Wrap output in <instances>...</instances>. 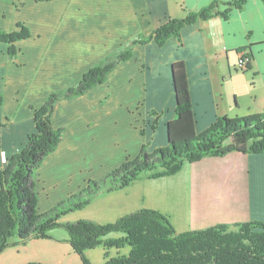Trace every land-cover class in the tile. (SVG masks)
Wrapping results in <instances>:
<instances>
[{
  "label": "crops",
  "instance_id": "crops-1",
  "mask_svg": "<svg viewBox=\"0 0 264 264\" xmlns=\"http://www.w3.org/2000/svg\"><path fill=\"white\" fill-rule=\"evenodd\" d=\"M21 1L0 0V24H7L0 31L13 32L18 22L24 23L20 15ZM32 1L34 4L30 7L55 8V15L64 11L75 19H66L62 23L57 17L54 21L46 22L40 19L34 26L27 25L33 37L19 44L31 43L30 49L25 55H18L15 60L7 57L3 62L0 60V81L5 78L2 71L4 64L12 63L9 69L18 72V61L31 55L33 49L37 48L34 54L38 59L34 63L36 65L43 58L42 52L51 50L56 42L61 41L76 46L66 54L69 53V59L74 63L77 76L71 84L51 90L58 92L77 83L81 75L102 61L105 55L127 46L139 35L149 37L159 25L168 20H180L190 13L195 14L207 8L214 0H54L63 3L47 2L42 5L35 4L36 0ZM218 1V10L230 8L225 19L221 16L199 19L195 25L182 29L180 40L172 38L163 46L153 42L136 44L132 49V57L123 62L125 69L127 64L131 70L134 68L136 78L133 84L125 79L124 89L135 97L130 100V107H126L125 121L128 130H131L128 136L138 137L139 149L143 141L138 132L132 130V125L138 116L133 111L139 109L134 102L141 97H144L142 110L148 115L150 123L156 117L150 116V113L157 111L160 114L154 126L156 132H149L153 139L147 152L167 146L166 124L175 117V98L170 76L175 62H182L186 69L196 134L206 132L220 117L231 118L241 112L247 115L264 113V3L262 0H244L241 9H237L228 6L232 0ZM69 33L71 36L68 37L66 34ZM242 51L251 57L244 71L238 68V58ZM30 110H27L28 114ZM14 111L12 108L4 113L10 116ZM16 112L13 113L15 125L10 126L8 132L2 131L0 134V148L5 150L8 158L19 152V146L24 144L27 132L32 128L28 124L29 121L32 123L30 117H19ZM53 118L52 114V124L58 129ZM25 121L27 124L24 125ZM85 130H81L82 134L87 133ZM125 151L126 148L123 153ZM57 152L45 157L34 172L32 179L35 190L40 186L45 191L48 189V181L58 180L56 173L59 163H62L64 159L61 157L67 153L63 151L56 155ZM3 166L0 162V171ZM184 172L189 177L186 180L188 187L180 199L183 201L179 204L177 223H188V231L203 230L224 223H264V154L232 153L224 158H203L194 164L188 163ZM43 210L37 211L42 213Z\"/></svg>",
  "mask_w": 264,
  "mask_h": 264
},
{
  "label": "trees",
  "instance_id": "trees-1",
  "mask_svg": "<svg viewBox=\"0 0 264 264\" xmlns=\"http://www.w3.org/2000/svg\"><path fill=\"white\" fill-rule=\"evenodd\" d=\"M264 3V0H262ZM244 0H232L228 6L240 8ZM219 1L183 19H171L159 25L149 37L138 36L130 42L118 61L132 57L136 44L153 42L163 46L168 40H180L185 26L195 25L199 19L227 17L218 10ZM12 33L0 31V42L8 44L7 56L15 57L14 42L28 38L29 31L18 24ZM249 53L242 51L238 62L249 66ZM113 63H99L89 69L78 84L51 94L45 104L34 113L35 131L27 138L23 149L8 159L0 172V254L8 248L24 246L29 240L49 239L48 232L62 227L68 234L67 243L84 260L83 254L92 248L104 249L127 246L125 256L108 257L103 264H264V223L239 222L216 224L205 229L176 232L167 216L156 210L139 209L118 218L114 223L100 225L91 220L59 223L61 215L82 209L89 199L72 202L73 197L50 211L38 214L37 198L32 176L42 160L52 154L62 141V130L54 128L51 120L55 100L77 96L102 84ZM186 69L182 62L172 64L176 95L175 117L167 124L168 144L147 153L144 147L134 160H126L109 176L95 184V192L120 190L134 181L175 176L185 162L194 164L203 158H224L232 153L264 154V113L240 119L218 118L203 133L196 134ZM153 115V112L150 113ZM120 233L117 239L109 235ZM85 262V261H84Z\"/></svg>",
  "mask_w": 264,
  "mask_h": 264
},
{
  "label": "rangeland",
  "instance_id": "rangeland-1",
  "mask_svg": "<svg viewBox=\"0 0 264 264\" xmlns=\"http://www.w3.org/2000/svg\"><path fill=\"white\" fill-rule=\"evenodd\" d=\"M36 2L35 4L40 3L41 5L47 2L63 3V1L55 2L54 0H36ZM32 4H34L32 0H22L20 2L22 7L20 15L23 16L25 21L24 23L18 22V24L24 26L30 35L20 41H26L33 37L28 26H34L36 21L40 19L46 22L54 21V18L57 17L60 23L66 19L68 21H74L75 19L70 18L68 12L64 13L62 11L59 15H55V8L30 7ZM18 24L16 30H19ZM6 26L7 24H0V28ZM65 30V28L62 29L63 32ZM66 35L71 36L70 33ZM20 41L14 42L15 57L11 60H15L18 55H25V52L30 49L29 45L31 43L24 42L20 45ZM37 44L35 43V45ZM73 47L76 46H69L61 41L56 42L51 50L42 52L43 58L39 60V62L41 61L39 67V62L36 65L34 64L38 60L34 55L38 51L37 48L33 49L34 52L31 55L24 56L21 61H18L20 65L18 72H12L9 69L10 66H13L12 63L3 65L2 71L5 78L0 81V134L2 131L8 132V128L15 125L13 123V113L16 110L19 117H30L32 122H28L32 128L27 132L24 144L19 146V151L27 143L28 136L35 131L33 115L36 110H39L45 104V98H48L52 93L61 92L64 94L67 89L76 86L87 72L83 73L78 82L71 87L67 86L63 91L51 92L52 89L56 90L71 84L77 76L74 63L69 59V53L66 54ZM125 48L126 45L108 56L105 55L102 61L93 66L94 68L99 63H108V61L113 63V68L109 71L105 81L100 85H96V89H94L95 86L80 95H70L69 98L62 96L55 100L53 119L55 126L62 130V142L57 146L56 150L58 152L56 155L63 151L67 155L61 157L64 160L59 163V169V165H57L58 172L56 175L58 180L55 182L48 181L46 183L48 189L45 191H42L40 186L37 187V190L34 189L35 195L38 193L36 198L39 199V201L37 199L36 211L42 208L44 209L42 213L50 211L71 197L74 198L72 202H82L89 199V203L85 207L61 215L58 222L74 223L91 220L100 225H107L114 223L125 214L127 215L139 209H146L156 210L167 216L170 223L174 224L172 227L177 232L188 231V223H177L179 204L180 201H183L180 199H182L188 187L186 180L189 177L184 172L188 162L182 165L175 177L163 179L140 178L120 190L95 192V184L105 180L126 158L129 160L136 159L142 147L147 152V148L151 147L149 144L153 139L152 135L149 136V132L151 134L156 132L154 126L160 117L157 111L153 112V115L150 114V116L156 117L154 122L150 123L148 115L142 110L144 97L134 102L139 109L133 111V114L138 116L134 118L132 130L138 132V135L142 138L143 145L139 149L138 137L131 138L128 136V131L131 130H128L125 121L126 107H130V100L135 98L124 89L125 79L130 80V84H133L136 79L133 72L134 68L131 70L128 68L129 64L125 62L124 64H127V69H125L123 65L125 60H117V57L123 53ZM0 49V60L3 62L6 57L8 58L6 53L8 44L0 42ZM241 71H244V69ZM27 78L30 79L27 81ZM28 103H30L29 106H27ZM27 107L32 109L29 114ZM12 108L15 111L10 116H6L4 112L10 111ZM249 115L241 112L227 118L240 119ZM25 123L26 121L23 124L25 125ZM83 129H87L85 130L87 131L86 134H82L81 130L83 131ZM135 143H138V145H135ZM125 148L126 151L123 153ZM134 149L135 152H133ZM137 149L139 150L137 151ZM8 159L5 164L0 161L4 165L1 171L6 169ZM49 185L53 186L50 187ZM37 213L40 214L38 211ZM48 236L49 239L29 240L24 246L8 248L0 254V264H103L106 251L109 258L126 256L129 253V247L127 246L119 249H104L103 246H98L87 250L83 254L84 260H82L67 243L68 234L64 228L53 229L48 232ZM121 236L123 235L115 233L109 235L108 238L117 239Z\"/></svg>",
  "mask_w": 264,
  "mask_h": 264
},
{
  "label": "built area",
  "instance_id": "built-area-1",
  "mask_svg": "<svg viewBox=\"0 0 264 264\" xmlns=\"http://www.w3.org/2000/svg\"><path fill=\"white\" fill-rule=\"evenodd\" d=\"M238 68L240 70L244 69V63L243 62H238ZM7 159H8V156H7L6 152H5V150H0V161L5 164Z\"/></svg>",
  "mask_w": 264,
  "mask_h": 264
},
{
  "label": "water",
  "instance_id": "water-1",
  "mask_svg": "<svg viewBox=\"0 0 264 264\" xmlns=\"http://www.w3.org/2000/svg\"><path fill=\"white\" fill-rule=\"evenodd\" d=\"M170 76H171V81H172V89H173V93H174V98H175V106H176V95H175V85H174V79H173V75H172V69L170 71ZM165 138H166V142L168 144V136H167V127H166V132H165Z\"/></svg>",
  "mask_w": 264,
  "mask_h": 264
}]
</instances>
